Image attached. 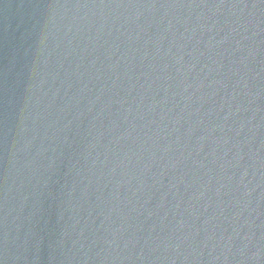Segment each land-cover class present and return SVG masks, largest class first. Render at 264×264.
<instances>
[{"label":"water","instance_id":"obj_1","mask_svg":"<svg viewBox=\"0 0 264 264\" xmlns=\"http://www.w3.org/2000/svg\"><path fill=\"white\" fill-rule=\"evenodd\" d=\"M0 264H264V0H0Z\"/></svg>","mask_w":264,"mask_h":264}]
</instances>
